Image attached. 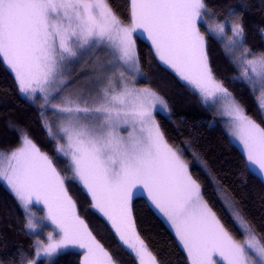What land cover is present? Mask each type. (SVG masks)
<instances>
[{"label": "snow or ice", "instance_id": "6c2138e0", "mask_svg": "<svg viewBox=\"0 0 264 264\" xmlns=\"http://www.w3.org/2000/svg\"><path fill=\"white\" fill-rule=\"evenodd\" d=\"M210 16L217 14L206 0H128L126 18L110 0H0V63L23 96L40 101L43 126L67 169L62 172L27 133L18 147L0 150V181L24 210L25 228L35 236L43 220L52 229L44 240L34 238V258L20 252L12 264H37L41 257L54 264L71 249L81 251V264H118L81 214L72 184L138 264L161 262L137 229V198L167 223L189 264H264V236L225 194L218 198L243 238L226 227L183 153L161 129L157 114H170L166 100L138 86L146 77L137 42L146 41L157 61L204 104L223 106L249 171L264 178V126L213 72L201 25L225 39L226 50L239 52L232 61L240 69L237 79L253 93L260 90L262 115L264 53L247 47L240 10L230 7L214 27ZM260 32L264 36V28ZM98 50L105 53L103 61ZM74 62L90 68L76 81L70 79ZM46 112L57 132L43 119ZM33 205L43 206L45 215L37 218Z\"/></svg>", "mask_w": 264, "mask_h": 264}, {"label": "trees", "instance_id": "16d2710c", "mask_svg": "<svg viewBox=\"0 0 264 264\" xmlns=\"http://www.w3.org/2000/svg\"><path fill=\"white\" fill-rule=\"evenodd\" d=\"M114 10L127 17L128 0H110ZM217 16L208 20L223 22L230 7L240 10L246 29V45L253 53H264V0H206ZM242 6V7H241ZM208 39L209 61L213 72L224 86L261 126L264 115L258 108L256 94L239 80V67L234 64L223 43L202 24ZM142 70V82L159 92L168 102L171 113H158L157 118L166 138L177 146L188 161L190 170L202 185L205 199L237 238L241 232L235 227L218 197L231 198L239 211L253 225L257 235L264 236V179L249 171L243 151L234 144L201 98L153 56L146 41L137 42ZM41 108L27 99L17 89L13 74L0 63V150L14 149L20 145L24 133L54 158L62 172L67 171L63 159H57L56 143L50 139L42 123ZM70 175V174H69ZM70 191L77 200L81 214L97 238L104 244L119 264H138L136 259L121 248L109 226L88 209L89 198L74 184ZM137 229L161 264H189L186 253L173 232L146 201H133ZM25 213L3 181H0V262L12 264L20 252L34 258V235L25 228ZM80 250L71 249L55 258L54 264H81ZM37 264H49L41 258Z\"/></svg>", "mask_w": 264, "mask_h": 264}, {"label": "rangeland", "instance_id": "374dc122", "mask_svg": "<svg viewBox=\"0 0 264 264\" xmlns=\"http://www.w3.org/2000/svg\"><path fill=\"white\" fill-rule=\"evenodd\" d=\"M208 22H209V24H211L213 27H214L215 24H216L215 22H213V21H211V20H208ZM225 30H226L228 36H230V35H231V32H230L227 28H226ZM218 39H220V41L223 43V45H224V47H225L226 40L223 39V38H218ZM137 47H138V46H137ZM227 51H228V54L230 55V57L232 58L233 61L236 59V57H238V56L240 55L239 52H235V53H233V52L230 51V50H227ZM95 55H96L97 57H99V59H100L101 61H103L104 59H106L105 53H104V51H102V50H98L97 53H96ZM88 63L91 64L92 61L89 60ZM71 71H72V75H71L70 79L73 80V81H76V80H79V79L83 78L85 72H89V71H90V68L87 67V66L81 67L80 64L74 62V63L71 65ZM239 75H240V74H239ZM239 75H238V77H239ZM141 80H142V79H139V80H138V86H140V87H150V86L145 85V84H143L142 82H140ZM249 86H250V85H249ZM150 88H152V87H150ZM152 89H153V88H152ZM155 91H156V90H155ZM229 92H230V91H229ZM158 93H159V92H158ZM230 93H231V92H230ZM159 94H160V93H159ZM231 94H232V93H231ZM255 94H256V98L260 97V90H259L258 88H257V90L255 91ZM160 95H161V94H160ZM161 96H162V95H161ZM232 96H233V94H232ZM162 97H163V96H162ZM233 97H234V96H233ZM164 99H165V98H164ZM235 99H236V98H235ZM165 100H166V99H165ZM236 100H237V99H236ZM35 102H37V104H38L39 107H40V101H39V100H36ZM166 102H167V101H166ZM225 103H227V101H225ZM167 104H168V102H167ZM207 106H208V105H207ZM168 107H169V109H170L169 104H168ZM208 108L211 110V112H212L213 115H214L213 122H214V123H216V122H217V123H220V124L223 126V128L226 130V132H227V134H228L230 140H231L234 144H236V145L242 150L240 144H239L237 141H235V140L232 138V136L230 135V123H229V118H228L226 115H223V106H222L221 104L218 103L214 108H213V107H209V106H208ZM170 113H171V109H170ZM164 114H166V113H164ZM166 115H170V114H166ZM43 119H44L45 121H49V122H51V123H52V126H53V132H57L55 118L52 117V115H51L50 112H46V113H45V116L43 117ZM157 120H158V118H157ZM57 134H58V133H57ZM69 174H70V173H69ZM263 179H264V178H263ZM4 184H5V183H4ZM5 185H6V184H5ZM6 186H7V185H6ZM228 199H229L231 202L234 203V201H232L231 198L228 197ZM235 205H236V204H235ZM236 207L238 208L237 205H236ZM238 209H239V208H238ZM32 211L35 212L37 218H41V217H43V216L45 215V211H44V209H43V206H41V205H33V206H32ZM39 223H40L41 226H40V228L38 229V231H37V233L35 234L34 237H37V236H38L39 239L44 240V239H45V235H46V233L52 230V229H51V225L48 224L47 222L43 221V220H39ZM166 224H167V223H166ZM75 250H78V249H75ZM27 258H29V257H27ZM41 258H43V257H41ZM44 259H45V258H44ZM118 264H119V263H118Z\"/></svg>", "mask_w": 264, "mask_h": 264}]
</instances>
